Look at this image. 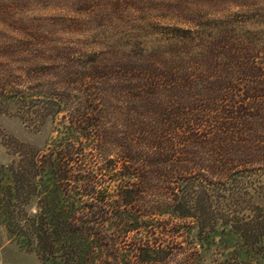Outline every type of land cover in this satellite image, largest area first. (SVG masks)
Wrapping results in <instances>:
<instances>
[{
	"label": "trees",
	"instance_id": "obj_1",
	"mask_svg": "<svg viewBox=\"0 0 264 264\" xmlns=\"http://www.w3.org/2000/svg\"><path fill=\"white\" fill-rule=\"evenodd\" d=\"M176 31L167 49L114 67L113 87L44 101L66 136L33 164L38 211L31 239L18 234L44 264H201L215 247L225 264H264V227L211 209L219 187L264 169V46L249 33ZM115 104L132 113L123 124ZM186 181L200 184L185 192Z\"/></svg>",
	"mask_w": 264,
	"mask_h": 264
},
{
	"label": "rangeland",
	"instance_id": "obj_2",
	"mask_svg": "<svg viewBox=\"0 0 264 264\" xmlns=\"http://www.w3.org/2000/svg\"><path fill=\"white\" fill-rule=\"evenodd\" d=\"M176 30L205 37L253 34L264 46V0H0V264H44L35 243L18 236L22 230L31 239L27 225L38 211L30 188L33 164L66 136L61 115L56 123L51 116L44 119V101L64 91L73 97L113 87L114 67L126 68L137 54L167 49ZM115 107L118 114L122 106ZM129 114L119 113V123ZM250 170L219 187L222 196L212 200L211 209L256 232L264 227V169ZM199 184L186 181L185 192ZM8 215L14 234L6 228ZM224 260L218 248H206L201 264Z\"/></svg>",
	"mask_w": 264,
	"mask_h": 264
}]
</instances>
